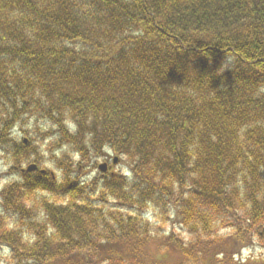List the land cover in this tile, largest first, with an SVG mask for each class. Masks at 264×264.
I'll return each instance as SVG.
<instances>
[{
	"label": "trees",
	"instance_id": "16d2710c",
	"mask_svg": "<svg viewBox=\"0 0 264 264\" xmlns=\"http://www.w3.org/2000/svg\"><path fill=\"white\" fill-rule=\"evenodd\" d=\"M31 115L65 148L61 180L13 134ZM0 151L13 264H264L235 260L264 248V0H0ZM110 153L130 174L103 177L94 204L75 174ZM168 204L187 247L143 217Z\"/></svg>",
	"mask_w": 264,
	"mask_h": 264
},
{
	"label": "rangeland",
	"instance_id": "374dc122",
	"mask_svg": "<svg viewBox=\"0 0 264 264\" xmlns=\"http://www.w3.org/2000/svg\"><path fill=\"white\" fill-rule=\"evenodd\" d=\"M23 119L24 120L21 119L18 123H16L13 134L16 136L18 140L22 139L23 136L25 138L35 136L36 142L40 143L39 150H42L44 156L43 163L47 168L54 171L55 173H58L57 175L61 180L60 178L61 170L58 169L54 160L50 157V153L58 154L59 152L64 151L65 148L63 147L57 148L51 144L54 137L53 135H51V137L40 135L37 129L44 132L48 131L49 128L51 127L49 123L33 115L23 116ZM24 130H29V134H24ZM112 156H113L112 153H110L109 157L107 158L96 156L92 158L89 162L83 164L79 169V171L75 174L77 178L80 179L81 182L82 181L86 183L93 182L95 184L92 192L90 194L85 193V195L83 196L85 200H88L94 204L95 202H97L98 205L103 204L102 201L99 202L97 200L98 185L102 183V178L99 171L96 168V164L103 160H107L108 162H110ZM74 157L75 159L77 158V156ZM126 165L127 164L125 163V161L118 159V162L115 165L114 172L112 174L118 175V173H123L129 175L130 173ZM6 168H7V157H4L2 155V151H0V188L2 187L3 184L17 177V174H5L3 170H5ZM106 174L109 175L111 173L106 172ZM45 191L46 190H36L35 193L31 194L30 197L34 198L35 199L34 201H39L43 197H48L52 199L50 193ZM85 191H89L88 187L85 188ZM60 197L61 196H59V198ZM61 200L65 201L66 199H61ZM112 200L113 199L111 198V200H109L108 202L105 201L103 202L106 206L110 205L112 207H115L116 205L113 204ZM167 207L171 208V205L168 204L167 206L161 208H151L147 212L145 211L143 213V217L149 220L152 226L151 229L153 230V234H156L158 232L159 233L158 237H159L160 235L168 236L173 232L177 237H179L182 240L181 242L184 243L185 247L189 246L188 244L191 242L192 237L188 235L185 226L180 225L179 223H176L173 220H171L174 217V214L171 209L167 210ZM39 216L40 217L43 216L42 212L39 213ZM217 233L222 236H227L228 231L219 230ZM210 242L212 241H209L208 243L210 244ZM213 250L207 253V257L214 256ZM8 256H9L8 248L4 245H0V264H13L12 262H9ZM263 257H264V248L260 244L258 245L257 243L245 245L241 248L240 254H235V260H240L241 262H246V260H255L258 258L260 259ZM169 258L171 260H174L175 262H179L180 260L186 259V256L185 255L174 256L171 255V253H169ZM248 263L249 262H247V264Z\"/></svg>",
	"mask_w": 264,
	"mask_h": 264
},
{
	"label": "water",
	"instance_id": "95a60500",
	"mask_svg": "<svg viewBox=\"0 0 264 264\" xmlns=\"http://www.w3.org/2000/svg\"><path fill=\"white\" fill-rule=\"evenodd\" d=\"M116 160H117V157H114L113 163H115ZM105 167H106L105 163H101V164L98 165V169L101 170L102 172L105 171ZM36 169H37V165L34 164V163H31L26 168H24V170H26V171H33V170H36ZM41 172H44V170H41Z\"/></svg>",
	"mask_w": 264,
	"mask_h": 264
}]
</instances>
